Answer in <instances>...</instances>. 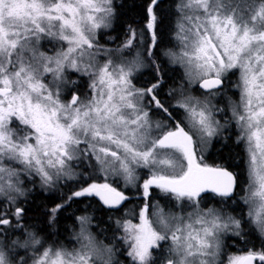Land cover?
<instances>
[{
  "label": "snow or ice",
  "instance_id": "6c2138e0",
  "mask_svg": "<svg viewBox=\"0 0 264 264\" xmlns=\"http://www.w3.org/2000/svg\"><path fill=\"white\" fill-rule=\"evenodd\" d=\"M160 2L110 48L113 0H0V264H29L16 249L31 264H121L98 238L110 225L87 209L71 248L28 230L25 184L37 179L44 191L80 185L46 210L48 228L77 198L122 213L112 239L125 264H264V243L227 254L254 233L264 241V0H172L163 56L183 76L166 91ZM233 123L243 175L204 162Z\"/></svg>",
  "mask_w": 264,
  "mask_h": 264
},
{
  "label": "trees",
  "instance_id": "16d2710c",
  "mask_svg": "<svg viewBox=\"0 0 264 264\" xmlns=\"http://www.w3.org/2000/svg\"><path fill=\"white\" fill-rule=\"evenodd\" d=\"M121 1L122 2L119 4L118 9L116 4H114L115 17L113 20V28L115 30L108 31L110 34H116V32L119 31V36L127 30L129 25H132L134 28L139 30L140 26L146 22V7L151 0ZM113 2L116 3L117 0H114ZM171 3L172 0H161L156 8L157 13L165 18L164 23L160 25V29L165 33V42L161 44L163 47L171 46L167 35L171 31L172 25V19L169 17V5ZM163 67L166 73L164 78L168 80L169 86H179L181 77L183 76L182 69L177 66L170 65L168 62ZM150 72L151 70L146 71V74L148 75L144 79H150ZM206 163L212 166L228 163L230 170L239 172L243 175L245 171V153L243 144H237L235 138L231 135H228L223 143L216 141L211 146V149L207 155ZM73 190L74 187L70 182L62 184V186L56 188L55 192H49V194H46L44 190L35 185V187L29 192L27 203V207L29 209L27 216L30 218L27 220V224L34 226V228L29 227L28 230L45 229L44 232H40L41 236L51 233L52 240H60L67 244L68 247H71L73 243H69V238L72 234L75 217L85 214V209H87V214L94 215L95 217L94 224L98 221L101 222V228H108L110 225L112 230L104 232L103 234L99 235L98 238L104 240L105 243H115L118 249L117 259L121 261V264H125V256L120 254L125 252V246L123 245V242H116L112 239L114 234H119L115 232L116 226L114 224V220L122 213L113 214L107 211L100 205L99 201L95 197L87 199L77 198L76 200L70 202L71 206H66L59 213L58 221L55 227H47L46 221L48 217L46 215V210L54 207L58 203H63V201L67 199ZM235 199L238 200L239 196H237ZM209 203L211 204L212 201H209ZM232 207H235V205L232 204ZM241 208H244V206L241 205ZM239 212L240 209H237V213ZM110 216L112 217V220H109ZM249 228L250 226L247 228V230H249ZM93 231L95 233H100V229L95 227L93 228ZM57 233H59V236H57ZM257 235L258 233H254V235L251 237V244L256 243V239H258ZM18 236L19 233H17L15 236H12L11 238L16 239ZM239 243L244 245L242 242ZM20 250L21 249H16L17 252L21 253L23 249L21 251ZM22 253L24 254L23 251ZM27 255L28 253L26 254L25 252L26 258H30L31 254L28 256Z\"/></svg>",
  "mask_w": 264,
  "mask_h": 264
},
{
  "label": "rangeland",
  "instance_id": "374dc122",
  "mask_svg": "<svg viewBox=\"0 0 264 264\" xmlns=\"http://www.w3.org/2000/svg\"><path fill=\"white\" fill-rule=\"evenodd\" d=\"M114 1V0H113ZM114 4H115V2H113ZM114 7H115V5H114ZM146 23V22H145ZM144 23V24H145ZM143 24V25H144ZM107 31H109V30H107ZM110 36L112 37V38H114V40H109V44L107 45V47H110V48H116L118 45H120L123 41H124V39L126 38L125 36H123V38H122V40H120V41H118L117 39H116V34H110ZM105 39H109V36H105ZM51 45L50 44H45V48H47V49H49V54H51ZM168 47H171V46H168ZM163 58L167 61V58L166 57H164L163 56ZM178 67V66H177ZM180 68V67H179ZM181 69V68H180ZM148 69H142V71H143V73H144V75L140 78V82L142 83V80L144 81V78L148 75V74H146V71H147ZM150 70V69H149ZM183 71V70H182ZM49 79H50V77H49ZM233 79V82H235V79H236V77H233L232 78ZM178 80V79H177ZM169 87V86H168ZM194 94H198V93H194ZM229 96H231L234 100H239V92L238 91H236V90H232V91H230L229 92ZM217 99H219V98H217ZM214 103H215V101H213ZM227 103H228V101H227V99H225L224 101H223V103H222V107H224V106H226L227 105ZM229 115H230V113H229ZM218 119L220 118L219 116L217 117ZM155 119V118H154ZM221 122L223 123V120H221ZM228 135H231L232 137H234L235 138V140H236V127H235V124L233 123V124H231L230 125V127H229V129H228V131L224 134V136H222V137H220V138H213V141H212V143H211V145H209V146H207L206 148H205V151H204V162L206 163V160H207V155H208V153H209V151H210V149H211V146L213 145V143H215L216 141H218V142H221V143H223L224 142V140L226 139V137L228 136ZM243 147H244V145H243ZM210 165V164H209ZM78 171H82V170H78ZM90 171V170H89ZM101 180H102V177H101ZM67 182H70L72 185H73V187H74V190L73 191H75V190H77L78 189V187L80 186V185H78V184H76L75 182H73V181H67ZM66 182V183H67ZM89 182H91V181H89ZM27 184V185H26ZM25 184V187L26 188H28V187H30V182L29 183H26ZM35 185H37L39 188H41L40 187V185H39V181H38V179L36 180V182H35ZM121 187H123V185H122V182H121ZM43 190V189H42ZM56 191V189H54V190H50V191H48V192H55ZM46 192V191H45ZM158 195V194H157ZM156 197H154V199H155ZM209 203V202H208ZM210 204V203H209ZM135 206V201H133L132 203H129V204H127L126 205V207L127 208H133ZM207 206V205H206ZM244 209V212H247V208L246 207H244L243 208ZM119 214V213H118ZM250 225L249 224H245L244 225V228H245V230L247 231V228L249 227ZM77 230H78V226H77ZM258 237V239H256V243H255V246H256V248L257 249H259L260 248V246H261V244L262 243H264V241H262L261 240V238L259 237V234L257 235ZM230 243H232L231 241H230ZM252 245L253 244H248V245H242L241 243H237L234 247H230L228 250H227V254H234V255H243L246 251H247V249H249V248H251L252 247ZM73 245H71V247H72ZM70 247V248H71ZM22 250V249H21ZM20 250V251H21ZM22 251L24 252V254L22 253ZM21 251V253H20V256H24L25 258H26V256H25V250L23 249ZM28 255H30L31 254V250H29L28 252ZM26 253V254H27ZM21 254H23V255H21ZM27 255V256H28ZM17 259H19V257H17ZM29 264H31V259L29 258Z\"/></svg>",
  "mask_w": 264,
  "mask_h": 264
},
{
  "label": "flooded vegetation",
  "instance_id": "af4514ba",
  "mask_svg": "<svg viewBox=\"0 0 264 264\" xmlns=\"http://www.w3.org/2000/svg\"><path fill=\"white\" fill-rule=\"evenodd\" d=\"M122 1L121 0H117V2L115 3L116 4V6H117V9L119 8V4L121 3ZM151 2V1H150ZM149 5V4H148ZM148 7V6H147ZM147 7H146V9H147ZM141 27H143V25L142 26H140V28ZM139 28V29H140ZM125 30V29H124ZM125 32L126 31H124V33H122L120 36H119V31L118 32H116V39L118 40V41H120V40H122V38H123V36H125ZM118 35V36H117ZM165 48H167L166 46H160V49H159V52H160V55H161V58H162V60L164 61L165 59L163 58V51L165 50ZM167 64V62H166V60L164 61V64H163V66H165ZM149 70V69H148ZM147 70V71H148ZM151 70V69H150ZM149 70V71H150ZM144 80H146V79H144ZM166 80V84H165V86H164V90L166 91L167 90V88H168V86H169V83H168V80L167 79H165ZM154 118H156V117H154ZM35 187V184H33V183H31L30 182V187H28L30 190L31 189H33ZM38 187V186H37ZM46 194H49V192L48 191H46ZM87 199V198H86ZM97 199V198H96ZM98 200V199H97ZM258 237V236H257Z\"/></svg>",
  "mask_w": 264,
  "mask_h": 264
},
{
  "label": "water",
  "instance_id": "95a60500",
  "mask_svg": "<svg viewBox=\"0 0 264 264\" xmlns=\"http://www.w3.org/2000/svg\"><path fill=\"white\" fill-rule=\"evenodd\" d=\"M98 199V198H97Z\"/></svg>",
  "mask_w": 264,
  "mask_h": 264
}]
</instances>
